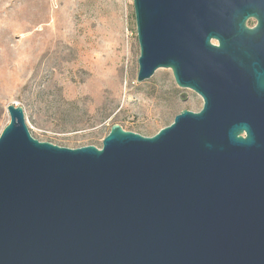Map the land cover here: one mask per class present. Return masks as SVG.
Wrapping results in <instances>:
<instances>
[{"label": "water", "instance_id": "water-1", "mask_svg": "<svg viewBox=\"0 0 264 264\" xmlns=\"http://www.w3.org/2000/svg\"><path fill=\"white\" fill-rule=\"evenodd\" d=\"M133 4L138 82L171 68L202 108L72 148L8 105L0 264H264V0Z\"/></svg>", "mask_w": 264, "mask_h": 264}, {"label": "rangeland", "instance_id": "rangeland-1", "mask_svg": "<svg viewBox=\"0 0 264 264\" xmlns=\"http://www.w3.org/2000/svg\"><path fill=\"white\" fill-rule=\"evenodd\" d=\"M139 57L133 0H0V133L10 104L34 137L72 148H101L116 123L153 136L202 108L169 69L138 82Z\"/></svg>", "mask_w": 264, "mask_h": 264}, {"label": "flooded vegetation", "instance_id": "flooded-vegetation-1", "mask_svg": "<svg viewBox=\"0 0 264 264\" xmlns=\"http://www.w3.org/2000/svg\"><path fill=\"white\" fill-rule=\"evenodd\" d=\"M256 24V20H254V19H250L249 21H248V25L249 26H254ZM216 43H218L217 41H216ZM166 69H169V70H171L172 71V69L171 68H166ZM172 74H173V71H172ZM173 78H174V81H175V83H176V85L178 86V87H180L178 84H177V82H176V80H175V77H174V75H173ZM180 88H182V87H180ZM189 89V88H188ZM182 97H186V95H182ZM184 110V109H183ZM182 111V110H181ZM178 115V114H177ZM176 117V116H175Z\"/></svg>", "mask_w": 264, "mask_h": 264}]
</instances>
